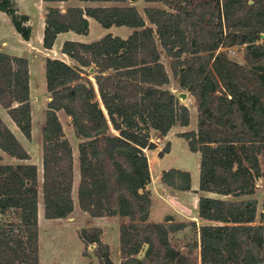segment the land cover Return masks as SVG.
Segmentation results:
<instances>
[{"label":"trees","instance_id":"1","mask_svg":"<svg viewBox=\"0 0 264 264\" xmlns=\"http://www.w3.org/2000/svg\"><path fill=\"white\" fill-rule=\"evenodd\" d=\"M145 1L167 7L144 9L155 28L130 5L47 7L43 35L47 49L59 33L88 34V17L105 28L127 26L133 31L126 38L108 33L91 42L64 41L62 52L76 65L46 59L50 100L42 128L44 216L66 218L75 209L73 149L58 115L63 110L82 139L80 208L92 217L128 218L119 229L120 264H264V211L257 222L258 201L248 197L256 191V180L264 177L260 160L264 153V0ZM0 11L23 39H30L29 16L19 11L15 0H0ZM235 45H245L247 65L218 51ZM160 46L173 59L179 85L196 99L198 128L180 136L192 152L200 153L198 190L221 196H199L198 217L207 222L198 225L192 220L183 225L198 231L204 240L192 237L186 251L172 242V235L183 231L181 225L150 219L151 197L144 190L151 132L165 136L175 125L190 124L188 106L163 87L170 78ZM249 77L257 84L247 82ZM0 104L31 140L26 57L0 52ZM0 150L17 159H31L1 117ZM161 178L175 190H191L188 170L166 169ZM39 187L36 164L0 163V264H40ZM9 212H15L18 221H5L3 216ZM102 233L101 227H95L93 235L83 231L82 237L87 244H97L102 264H114Z\"/></svg>","mask_w":264,"mask_h":264},{"label":"rangeland","instance_id":"2","mask_svg":"<svg viewBox=\"0 0 264 264\" xmlns=\"http://www.w3.org/2000/svg\"><path fill=\"white\" fill-rule=\"evenodd\" d=\"M40 0H19L21 4L22 13H28L32 16L33 27L36 33H39L41 27V17L45 11V7L39 2ZM135 6L140 13L144 16L147 25L155 28L153 24L146 18L144 9L146 7H160L167 8L162 2H147L145 0H125L124 2H106L104 6ZM60 7L64 10L67 5L60 3ZM19 8V6H18ZM93 25L90 37L88 39L95 40L101 32L99 28L102 25L96 21ZM98 26V27H97ZM129 27H122L118 34H124L129 31ZM16 34V35H15ZM17 34L11 19L8 15L0 11V41L5 38L10 46H15L17 41ZM264 37V36H262ZM161 61L164 63L168 72L170 81L163 87L174 92L180 102L188 106L190 110V124L188 127L181 125L175 126L172 131L167 135L162 136L157 131H152L151 142L146 149V154L149 161V178L145 180L144 190L149 189L152 196V204L150 207L152 221L168 220L182 226L183 231L172 235V242L186 251L185 244L193 238L203 241L204 238L198 231L192 229L188 224L190 221L195 220L198 225L203 224L205 221L198 218V205L195 204V195L187 197L181 195L178 197L173 194L175 189L169 187L162 181L163 170L170 168H180L191 172V180L195 185L199 184L200 178V153L192 152L189 149L188 141L180 136V133L188 130H197L198 128V111L196 107V99L192 93L183 89L177 78H175L172 70L173 59L167 55L166 51L160 46ZM218 51L224 52L228 58L234 62L242 65H247L248 61L245 57V45H235L231 47H221ZM205 54V53H204ZM40 62L37 60L33 65L34 84H33V105H34V131L31 140H27L22 132L11 125L15 133L16 142L23 145L30 153V163H34L38 167L39 178V238H40V264H102V260L98 253L97 244H87L83 237V231L88 234H94L95 227H101L103 233L101 239L104 243L109 245L110 253L114 264H120L121 251H120V225L128 221L127 217L122 216H105V217H92L87 212L83 211L78 204V184L81 172H79V144L82 141L76 136L72 120L67 114L62 111L59 118L63 124L66 136L70 140L73 156L74 166L73 169L76 173L72 195L75 200L74 211L66 218L47 219L44 216V202L42 193L43 182V159L45 155L42 152V123L45 120V101H46V78L44 63L42 70ZM91 71V69H90ZM93 72V71H91ZM93 79L94 74H91ZM247 82L250 84H257V80L249 77ZM186 93V97L182 98L181 93ZM45 123V122H44ZM3 159L0 163H15L16 158L11 157L0 150ZM262 167L264 169V153L260 157ZM256 191L253 195L248 197L256 198L258 201V215L257 222L260 220V213L264 211V177L256 180ZM217 196V195H216ZM228 199H237L232 196H222ZM177 198L178 201H177ZM181 198V199H180ZM244 198V197H241ZM171 202V203H169ZM168 205L170 207H168ZM5 221H18L15 212H9L3 216Z\"/></svg>","mask_w":264,"mask_h":264},{"label":"crops","instance_id":"3","mask_svg":"<svg viewBox=\"0 0 264 264\" xmlns=\"http://www.w3.org/2000/svg\"><path fill=\"white\" fill-rule=\"evenodd\" d=\"M15 1L17 2V5L19 6V11L22 13L21 4H20L19 0H15ZM39 2L45 7V11L43 12L42 17H41V27H40L39 33H36L35 30H34L32 16L30 14H28V13H24V14H27L29 16L28 24L32 28L30 39L29 40H25V39L22 38L21 35L19 36L17 34V36H16L17 41H16V45L15 46H13V45L10 46V44L7 42V40L5 38H2L1 41H0V52H6V53H9V54H12V55L26 57L29 60L30 86H31V105H32V135H33V131H34V105H33V97H34V93H33L34 76L33 75H34V73H33V65L36 64L37 60H39V62H40L39 65L41 67V70H42V67H43L42 63H44V67H45L47 58H59V59H62L64 61L68 62L71 65H76L77 62L74 59L70 58L68 55H66L65 53L62 52V45H63L64 41L73 40V41H81V42H91V41H95V40H98V39L102 38L103 36H105L108 33H112L113 35H118V36H121L123 38H126L133 31V28L129 27L130 30L127 31V33L118 34L117 31H120L122 29V27H127V26H116V25H113V26H111L109 28H105V27L102 26L103 28H99L101 32L97 36V39L91 40V39H88V38L90 37L93 25L96 24L95 23L96 20L94 18H92V17H88L89 24H90V30H89L88 34H86V35L85 34H78V33L73 32V31H67V32L59 33L57 38H56V40H55V43H54L53 47L50 48V49H47V48H45L43 46V35H44V29H45V14H46L47 7H49V6H59L60 7V3H63L65 5H67V7H69V6H81V7H85V6H104L106 2H102V1H80V0H68V1H62V2L40 0ZM64 10H66V9H64ZM93 70H94V68H93ZM45 78H46V73H45ZM46 89H47V87H46ZM45 94H46L45 106L47 107V103L50 100V93L47 91ZM46 110H47V108H46ZM46 110H45V119H46ZM62 111L63 110H59L58 111V115H60V113ZM0 117L3 119V121L8 125V127L11 130H12L11 125L14 124L15 127H17L15 122L11 119L10 115L8 114L7 110L1 104H0ZM44 122H45V120L42 121L43 124H44ZM175 126H177V125H175ZM175 126H173L170 131H172V129ZM188 126H183V127H188ZM12 132H13V130H12ZM15 161L16 162L12 163V164L30 163L28 160H21V159H17V158H16ZM191 185H192L191 190H188V191L175 190V193H177V194H173V195H176L178 197H181V195H187V197H191V195H195V204L196 205H198V199H199L200 195L221 197V196H219V195H217L215 193H212V192H201V191H199L198 190L199 184L195 185L194 183L191 182ZM146 191H147V193H149V195L151 197V204H152L151 193L149 192L148 188H147ZM178 199L179 198H177V201H178ZM169 203H171V202H169ZM150 207H149V209H150ZM168 207H170V206L168 205ZM206 222L207 221H205L204 223H206Z\"/></svg>","mask_w":264,"mask_h":264},{"label":"water","instance_id":"4","mask_svg":"<svg viewBox=\"0 0 264 264\" xmlns=\"http://www.w3.org/2000/svg\"><path fill=\"white\" fill-rule=\"evenodd\" d=\"M91 71H93V68H91ZM180 96H181L182 98H185V97H186V93L183 92V93L180 94Z\"/></svg>","mask_w":264,"mask_h":264}]
</instances>
